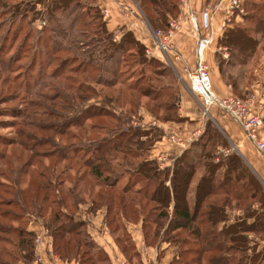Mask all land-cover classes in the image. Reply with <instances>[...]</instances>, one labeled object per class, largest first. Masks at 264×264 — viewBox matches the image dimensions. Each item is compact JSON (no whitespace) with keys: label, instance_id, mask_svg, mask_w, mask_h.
Masks as SVG:
<instances>
[{"label":"trees","instance_id":"obj_1","mask_svg":"<svg viewBox=\"0 0 264 264\" xmlns=\"http://www.w3.org/2000/svg\"><path fill=\"white\" fill-rule=\"evenodd\" d=\"M98 1L21 0L14 6L26 28L13 34L14 12L6 7L9 0H0V116L12 118L0 124L13 122L21 138L0 140V264H34L36 234L27 230L31 216L43 219L53 237L51 250L63 261L111 264L76 216L82 204L92 211L107 208V223L130 260L138 254L122 218L142 217L148 246L167 242L177 247L171 264H264V183L207 116L205 133L171 166L161 168L151 158L164 133L158 127H135L132 118L144 107L161 122H182L176 108L178 79L147 55L132 32L115 42ZM135 1L156 33L167 34L179 16L180 0ZM245 9L243 21L225 29L220 41L233 63L243 66L264 52V16L254 13L264 11V1L247 0ZM39 17L47 24L35 34L32 26ZM250 23L256 27L248 29ZM16 38L21 43L10 55L6 45ZM32 50L41 57L50 52L55 98L48 105L67 114L56 116L58 127L41 126L52 114L35 117L1 107L25 94L37 96L9 76L15 59ZM40 59L32 63L33 70L38 63L37 80L47 65ZM224 75L245 97L238 81ZM245 79L246 85L252 83L251 76ZM102 102L124 110L116 115ZM104 117L109 124L100 122ZM24 128L31 133L25 135ZM41 133L49 134L44 141L36 139ZM44 145L52 151L42 150ZM235 207L244 213L230 222L227 210Z\"/></svg>","mask_w":264,"mask_h":264},{"label":"crops","instance_id":"obj_2","mask_svg":"<svg viewBox=\"0 0 264 264\" xmlns=\"http://www.w3.org/2000/svg\"><path fill=\"white\" fill-rule=\"evenodd\" d=\"M218 1L189 0L186 5L180 4V12L176 20L180 22L182 29L171 38V44L168 45L166 50H163L160 45L162 35L164 34L153 31L135 0H99L98 5L103 14L105 11L108 12V15L104 14V19L108 31L114 35L115 42H119L125 32H132L137 40L146 46L147 55L158 59L170 67L178 79L179 116L183 119L182 122H161L146 109L142 108L138 112L142 121L148 123V128L158 127L164 133L162 139L155 144L151 158L157 161L158 158H161L162 162L158 161V163L163 168L171 166L175 158L181 156L205 133L207 116L230 142L232 149L240 154L264 183L263 155L246 137L239 125L222 111L220 107L214 106L210 108L208 115L204 114L203 106L198 97L191 91L188 77L184 73L185 68L189 70L195 68L198 40L208 34L202 23L203 14L210 8L214 9ZM192 15L197 16L199 19L201 28L198 32L193 29L190 22ZM221 16L222 14L218 13L214 17V36L212 45L206 53V61L210 66L213 90L216 96L221 99L231 95L240 97L237 95L234 87H232V84L226 82L224 75L226 74L236 79L244 90L246 96L240 98L248 99L257 83L264 85V55H260L258 61L254 64L250 63L243 66L233 63L234 60L229 48L220 45V41L225 33V29L222 28ZM226 54L229 55L227 58L224 57ZM219 59L224 61L222 68L219 65ZM246 74L252 78V83L249 85H246ZM254 112L259 113L264 118V104L258 105L256 103L254 105ZM120 113H122V109ZM154 122L156 125H154ZM173 134L180 137V144L170 141V137ZM200 176L198 175L197 180ZM230 210L228 209L227 213L230 216V222H233L236 215L235 213L230 214ZM76 216L78 220L86 222L88 235L96 246L105 252L111 264H171L174 258L177 257V247L170 243L163 242L155 246H148L146 244L142 217L136 221L122 218L126 232L134 244L135 252L138 254V258L133 257L130 260L107 223L106 207L92 211L90 204H82ZM43 225V219L31 216L27 230L36 234V231ZM40 252L44 255L45 259L47 258L46 264H77L75 261H63L59 256L55 262L53 260L54 257L50 255V250L46 251L45 248L36 251V253ZM34 264L36 263L34 262Z\"/></svg>","mask_w":264,"mask_h":264},{"label":"built area","instance_id":"obj_3","mask_svg":"<svg viewBox=\"0 0 264 264\" xmlns=\"http://www.w3.org/2000/svg\"><path fill=\"white\" fill-rule=\"evenodd\" d=\"M188 1L189 0H180V4L186 5ZM246 1L247 0H219L214 9L210 8L203 14L202 23L208 34L198 40L195 68L192 70L185 68L184 73L188 77L191 91L198 97L203 106L204 114L208 115L210 108L214 106L220 107L222 111H224L239 125L246 137L255 145L256 149L264 157V118L259 113L254 112V105L256 103L258 105L264 104V85L257 83L254 87L253 93L248 99L240 98L234 95L222 99L218 98L213 90L210 76V66L206 61V53L212 45V39L214 36L213 20L215 15L218 13L222 14L223 29L232 27L235 23L243 21V18L246 15ZM104 14L108 15V12L105 11ZM190 22L194 30L198 32L201 25L197 16L192 15L190 17ZM179 30H181L180 22L177 20L171 21L168 34L162 35L160 45L163 50L167 49V42ZM228 56L229 55L226 54L224 57L227 58ZM131 123L135 127L148 129V123L143 122L140 118L133 117ZM154 125H156L155 122ZM170 141L172 143H181L180 137L176 134H173L170 137ZM158 161L162 162L161 158H158ZM160 167H162V165H160ZM235 215L240 216L237 214V211ZM250 237L252 238V236ZM52 240L53 237L51 236L49 229L45 228L44 225L36 231V251L44 248L46 251L50 250V255L54 257L53 260L56 262L58 260V255L51 250V246L53 244ZM46 262L47 258L45 259L41 252L36 253V264H46Z\"/></svg>","mask_w":264,"mask_h":264},{"label":"rangeland","instance_id":"obj_4","mask_svg":"<svg viewBox=\"0 0 264 264\" xmlns=\"http://www.w3.org/2000/svg\"><path fill=\"white\" fill-rule=\"evenodd\" d=\"M19 1L21 2V0H9V4L6 5V7H10L11 6L12 13L14 12L12 14V18L10 20L11 26H13V34L16 31V29H18L19 27L22 28V29L26 28L25 27L26 26L25 21L21 22V18H20L21 15H18L19 14L18 10L15 9V6H14V4L19 2ZM258 1L263 2L264 0H258ZM38 10L42 11L43 7L42 6H40V8L38 7ZM254 13H260V14H262L264 16V11H262V12L255 11ZM0 21H2V20L0 19ZM46 24H47V20L42 18V17H39L35 21L34 25L32 26V31L35 32V34L41 33V32L44 31L43 28L45 27ZM254 27H256L255 23H250V24L247 25L248 29H250V28L253 29ZM175 35H176V33H175ZM35 37H38V36H35ZM170 40L167 42V46L171 44ZM20 43H21L20 39L16 38L15 40H11L9 46L6 45V49L10 50V55H14L16 53V49H18ZM47 45L50 48V44L48 43ZM39 54H40L39 52L35 53L34 50H32L28 54L19 55L15 59V65L14 66H15L16 70L12 74L9 75L11 77V79L15 80V79L18 78V79H20L22 81L21 86L23 87L24 91L30 92V91L33 90L32 92L36 93L37 96L36 97L35 96L32 97V96L24 93L25 94V98L24 99H18V100H16L15 102H13L11 104H4L1 107H11L12 109L13 108L14 109H19V112L20 113H24V114L32 112L35 115V117H39V116H42V115H45V114H52L54 116L49 118V120L45 121V123L41 124V126L42 127H46V128L58 127V125L60 123V120H58V118H56V116L57 117H62L64 115L67 116V114H65V112H63L62 110H54L56 108L50 107L48 105V103L51 102L55 98V96L53 94V90H52L53 89V84H52V80H51L53 68L49 67L50 62H47L48 61V57H47L48 54L43 55V57H41V55H39ZM261 55H264V52H261ZM36 56H39L38 59H40V58L43 59L42 60L43 65L47 62V65L45 67L46 68V72H45L44 76H40L39 80H37V77H38V74H39L38 70H37V67H38L37 61H36V63H37L36 64L37 65L36 69L34 68V70H33V68H32V63L35 60H38V59L33 60L34 57H36ZM51 58L52 57H50V59ZM257 61H258V59H257ZM56 87H57V84H56ZM6 93L10 94L9 91H7ZM19 94H21V93H19ZM42 98H44V99H42ZM94 103H99V102L93 101L92 104H94ZM102 103H103L104 107L107 108V110H109V111H111L112 113H115V114L117 113L116 115H118V111H121V109L124 110L123 107L118 106V105L105 104L104 102H102ZM34 105H40L41 107H37V106H34ZM177 105L178 106H176V108L178 107V112H179V109H180V101L179 100H178ZM141 108L145 109L144 107H140L139 110H142ZM11 115H16V113L14 114V112H13V113H11ZM134 117H137V116H134ZM138 118H140L139 115H138ZM16 120H17L18 123L21 122V120H18V119H16ZM0 121H5V122L6 121H12V118L0 116ZM108 121H111V120H109L107 117H104V118L100 119V122H105V123L109 124ZM97 122H99V120H97ZM32 123L33 122H29V125H31ZM12 124H13V122H9V123H6V124H0V140L3 139V142H4V139H7V138L16 139L18 141H21V138H18L17 135H16L17 134V132H16L17 131V129H16L17 127L11 126ZM23 133L25 135H28L29 133H31L30 128H24L23 129ZM37 135L39 136V137H36L37 140L44 141L41 138H43L44 135H49V134H44L43 135L41 133V134H37ZM45 138H46V136H45ZM46 140H47V138H46ZM22 141H23L24 144H27L28 146H32L33 145L32 143L28 142L25 139H23ZM36 143H38V142L36 141ZM38 144H40V143H38ZM42 150H44V151H46V150L47 151H52V148L50 146H48V145H44ZM26 154L29 155V152L27 151ZM47 162L48 161L46 160V163ZM70 175H72V177H74L73 175H75V173L74 172H72V173L70 172ZM232 210H234V211H232ZM235 210L237 211V214L243 216V213H244L243 210L241 208H236V207L235 208H231L230 214L236 213Z\"/></svg>","mask_w":264,"mask_h":264}]
</instances>
